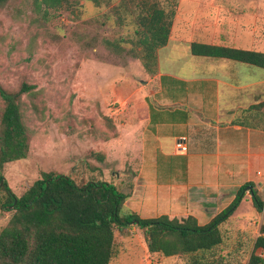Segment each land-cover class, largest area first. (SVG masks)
Returning <instances> with one entry per match:
<instances>
[{
    "label": "rangeland",
    "instance_id": "1",
    "mask_svg": "<svg viewBox=\"0 0 264 264\" xmlns=\"http://www.w3.org/2000/svg\"><path fill=\"white\" fill-rule=\"evenodd\" d=\"M167 1L162 0V4L167 5ZM208 1L212 0H178L177 9L181 5L182 11H202L199 5ZM222 1L229 6L228 0ZM235 3L231 10L238 17L232 22L239 27L234 32V43L253 38L252 46L264 51V0ZM134 5L132 0H102L100 5L89 0H71L61 9L46 13L35 0H9L0 7V86L9 90H18L23 83L34 86L32 92L22 95L23 116L30 136L28 155L5 164L3 169L17 195L23 194L44 171L70 175L79 184L105 180L116 183L123 192L133 190L131 181H126L139 173V151L135 155L134 148L127 143L118 145L123 133L119 128L136 105L134 99H128L147 84L143 80L153 77L129 51L137 39ZM107 40L120 42L122 47L109 46ZM196 60L220 59L195 56L187 46L171 43L161 51V70L181 78L191 65L196 67ZM162 81V87L159 81L148 85L153 113L161 108L184 110L185 106L174 101L183 100L185 83L170 77ZM157 92L161 93L156 95ZM3 108L0 97V121ZM165 115H171L170 111ZM149 148H145L142 169L147 181L154 182L157 172L150 163L153 153ZM158 167L163 181L182 175L183 166L176 158L168 161L159 157ZM248 187L243 192L248 193V198L222 224L224 243L218 246L215 256H223L225 264H247L255 251L264 255L263 249H255L256 238L264 228V211L254 205ZM151 189L137 192L138 198L143 196L145 202L144 194L150 198ZM260 197L264 201V185ZM131 207L143 217H156L163 212L149 203H132ZM124 209L130 210L125 204ZM169 212L179 218L188 216L183 211ZM11 216L12 211L0 207V230ZM198 222L204 223L205 219L201 217ZM110 264L191 263L187 255L166 257L150 253L144 229L133 222L124 231L115 229Z\"/></svg>",
    "mask_w": 264,
    "mask_h": 264
},
{
    "label": "trees",
    "instance_id": "2",
    "mask_svg": "<svg viewBox=\"0 0 264 264\" xmlns=\"http://www.w3.org/2000/svg\"><path fill=\"white\" fill-rule=\"evenodd\" d=\"M8 1L0 0V7ZM35 1L47 13L61 9L71 0ZM89 1L96 5L102 2ZM132 1L136 8L137 39L129 51L154 76L158 73L157 51L168 43L178 0H166L167 5L162 0ZM106 43L122 47L120 42ZM191 52L264 69V51L193 42ZM33 88L27 83L18 90L0 86L4 102L0 121V207L12 211L9 222L0 230V264H110L115 229L124 231L133 222L144 229L150 253L166 257L187 255L191 264H225L223 256H215L218 246L224 243L222 224L239 206L249 185L254 205L264 211V201L252 182L243 185L233 202L207 224H200L194 215L141 217L124 209L129 193L121 191L114 182L89 180L79 184L70 175L50 171L42 172L23 194L17 195L3 169L5 164L28 155L30 136L23 116L22 95ZM251 108L264 109V102ZM263 233L264 228L256 238L255 249L264 250ZM247 264H264V255L253 252Z\"/></svg>",
    "mask_w": 264,
    "mask_h": 264
},
{
    "label": "crops",
    "instance_id": "3",
    "mask_svg": "<svg viewBox=\"0 0 264 264\" xmlns=\"http://www.w3.org/2000/svg\"><path fill=\"white\" fill-rule=\"evenodd\" d=\"M235 1L228 0L230 7L222 0L208 1L199 5L202 11L196 12L182 11L179 5L168 43L157 51L158 73L143 80V84H147L128 99V102L134 99L136 105L130 111V118L119 128L123 133L118 145L127 143L128 147L134 148L135 155L139 151V173L133 180L126 181L133 183V190L125 206L140 216L141 213L131 207L132 203L155 205L156 210L163 211L156 216L170 215L169 211L187 212L186 215H194L198 220L204 218L205 222L199 223L207 224L233 202L239 189L248 182H252L261 195L264 185V109L251 107L264 102V71L247 63L232 64L229 62L232 59L223 57H214L220 60L210 62L196 60L197 69L191 65L181 78L161 70V51L171 43L187 46L190 52L193 42L257 50L252 46L253 38H244L241 44L234 43L237 39L234 32L239 27L237 22H232L238 17L231 10ZM175 68L177 70L178 66ZM164 77L185 83L183 100L174 101V104L180 102L185 106L184 110L161 108L153 113L148 85L159 81L162 87ZM167 111L171 115H165ZM183 136L187 138V151L176 148L177 139ZM147 145L153 153L150 163L157 172L154 182L147 181L142 169ZM159 157L168 161L178 159L183 166L182 175L163 181L159 175ZM148 188H152L148 194L150 198L144 194V202L137 192L149 191ZM251 188L248 187V192ZM247 194L242 200L248 198Z\"/></svg>",
    "mask_w": 264,
    "mask_h": 264
},
{
    "label": "built area",
    "instance_id": "4",
    "mask_svg": "<svg viewBox=\"0 0 264 264\" xmlns=\"http://www.w3.org/2000/svg\"><path fill=\"white\" fill-rule=\"evenodd\" d=\"M176 148H177V150H180V151H187L188 150L187 138L185 136L177 139Z\"/></svg>",
    "mask_w": 264,
    "mask_h": 264
},
{
    "label": "water",
    "instance_id": "5",
    "mask_svg": "<svg viewBox=\"0 0 264 264\" xmlns=\"http://www.w3.org/2000/svg\"><path fill=\"white\" fill-rule=\"evenodd\" d=\"M143 83H145V81H142ZM250 188L252 187V186H249Z\"/></svg>",
    "mask_w": 264,
    "mask_h": 264
}]
</instances>
